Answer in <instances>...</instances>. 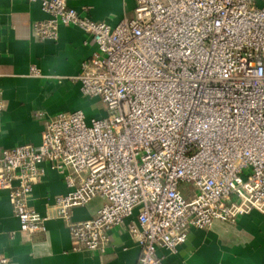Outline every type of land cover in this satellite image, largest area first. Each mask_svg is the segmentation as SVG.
Wrapping results in <instances>:
<instances>
[{"label": "built area", "instance_id": "1", "mask_svg": "<svg viewBox=\"0 0 264 264\" xmlns=\"http://www.w3.org/2000/svg\"><path fill=\"white\" fill-rule=\"evenodd\" d=\"M28 1L49 16L32 24L38 40L57 41L67 26L96 45L75 81L106 115L49 116L39 147L0 150V189L20 232L32 238L62 220L73 251L103 255L131 220L137 264H164L158 249L176 254L190 229L264 214V0H136L116 26L69 0ZM5 108L0 90V122ZM48 170L68 192L41 216L30 201ZM97 197L96 216L74 221ZM0 264L13 263L0 254Z\"/></svg>", "mask_w": 264, "mask_h": 264}, {"label": "crops", "instance_id": "2", "mask_svg": "<svg viewBox=\"0 0 264 264\" xmlns=\"http://www.w3.org/2000/svg\"><path fill=\"white\" fill-rule=\"evenodd\" d=\"M68 4L96 22L116 26L133 16L136 0H69ZM48 18L40 1L0 0V90L6 105L0 150L24 144L39 147L49 116L77 110L88 120L106 115L103 105L96 110L98 99L84 97L75 81L96 45L79 28L67 26H60L57 41L38 40L32 24ZM67 192L63 177L48 170L34 186L30 206L44 216L47 206ZM103 204L104 199L97 197L75 208L73 220L94 218ZM130 221L110 233L105 254L75 252L62 220H47L43 232L32 238L20 232L9 192L0 189V254L13 264H137L141 249L127 229ZM157 255L164 264H264V214L254 211L232 222H216L209 230L192 228L176 254L158 249Z\"/></svg>", "mask_w": 264, "mask_h": 264}, {"label": "rangeland", "instance_id": "3", "mask_svg": "<svg viewBox=\"0 0 264 264\" xmlns=\"http://www.w3.org/2000/svg\"><path fill=\"white\" fill-rule=\"evenodd\" d=\"M99 105L102 106V104H100V103H98V104L95 105V107H96L97 109L94 107L93 104H92V107L95 108L96 110H98ZM102 108H104V107L102 106ZM99 109H101V108H99ZM93 110H94V109H93ZM183 189H184L185 191H188V192H193V191H194L192 185H184V186H183Z\"/></svg>", "mask_w": 264, "mask_h": 264}]
</instances>
